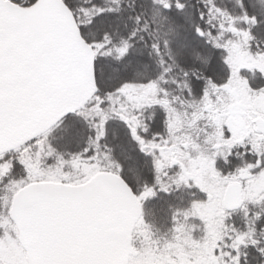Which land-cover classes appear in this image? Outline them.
<instances>
[{"label":"snow or ice","instance_id":"1","mask_svg":"<svg viewBox=\"0 0 264 264\" xmlns=\"http://www.w3.org/2000/svg\"><path fill=\"white\" fill-rule=\"evenodd\" d=\"M0 264H264V0H0Z\"/></svg>","mask_w":264,"mask_h":264}]
</instances>
